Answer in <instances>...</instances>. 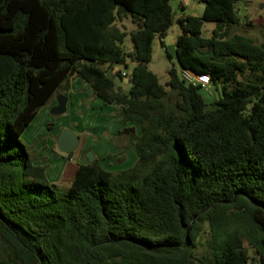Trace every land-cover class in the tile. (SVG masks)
Segmentation results:
<instances>
[{
    "label": "trees",
    "instance_id": "trees-1",
    "mask_svg": "<svg viewBox=\"0 0 264 264\" xmlns=\"http://www.w3.org/2000/svg\"><path fill=\"white\" fill-rule=\"evenodd\" d=\"M170 1L0 0V264H264V37L235 30L238 0ZM173 21L162 84L146 63L154 38L171 56ZM72 77L130 123L136 157L78 163L59 191L19 135Z\"/></svg>",
    "mask_w": 264,
    "mask_h": 264
},
{
    "label": "rangeland",
    "instance_id": "rangeland-1",
    "mask_svg": "<svg viewBox=\"0 0 264 264\" xmlns=\"http://www.w3.org/2000/svg\"><path fill=\"white\" fill-rule=\"evenodd\" d=\"M170 4L173 16L176 17L180 13L179 0H171ZM237 4L241 20L246 21L247 19L250 25H245L246 28L239 25L235 30L244 31L256 41L261 40L264 37V0H238ZM193 8L194 12H192ZM202 8L203 3L199 0H185L184 10L186 12L200 14ZM125 24L129 26L127 20ZM213 25L212 21H204L202 34L209 35ZM177 32V24L173 21L165 37V45L171 54L170 57L165 55L164 49L156 38L152 41L151 58L146 65L157 75L162 84L167 78L166 70L170 65H173L179 72V66L173 53V42ZM127 68L121 63H116L112 70H126ZM113 79L123 88L128 87V83L124 80L120 81L116 75H113ZM200 91L206 101H212L217 96V92L211 86H208V91L203 89ZM89 94L91 96V93ZM84 96L80 101H68L66 109L59 114L50 112L52 106L50 101H55V97L51 98L37 110L35 116L19 135V139L29 151L33 162L44 165L47 182L56 184L59 191L66 189L75 166L87 161L88 152H91L92 156L94 152L99 153L96 156L99 164L109 170L127 167L136 157L134 149L130 148V143H128L127 134L117 133V127L121 121L116 112V106L112 103H105L94 95L91 99ZM64 128L71 129L78 137L77 145L70 150V153L59 150L55 143V137ZM120 134L124 135L121 139L123 146L117 147L116 142ZM117 156L121 158L116 159Z\"/></svg>",
    "mask_w": 264,
    "mask_h": 264
},
{
    "label": "water",
    "instance_id": "water-1",
    "mask_svg": "<svg viewBox=\"0 0 264 264\" xmlns=\"http://www.w3.org/2000/svg\"><path fill=\"white\" fill-rule=\"evenodd\" d=\"M124 81L127 80L126 77L123 79ZM67 96L62 92H58L55 95V104L50 107V112L53 114H59L65 110ZM78 142V137L73 133V131L69 128L62 129L55 139L56 146L59 150L68 152L75 148ZM93 156L91 152L86 154V160L91 161Z\"/></svg>",
    "mask_w": 264,
    "mask_h": 264
},
{
    "label": "crops",
    "instance_id": "crops-1",
    "mask_svg": "<svg viewBox=\"0 0 264 264\" xmlns=\"http://www.w3.org/2000/svg\"><path fill=\"white\" fill-rule=\"evenodd\" d=\"M192 6L195 7V5H192ZM180 11H183L184 13H188V12H186L184 10V8L183 9L180 8ZM192 12H194V8L192 9ZM123 79H124V77H123ZM89 91H90V88H89V86L86 83L82 82V80L80 78H78V77H73V80L70 81V85H69L68 89L65 92H63L67 96V100H66V105L65 106H67V102L68 101L69 102H71V100L72 101H74V100L80 101V99L83 98L84 95H85L84 97H86V98H89V99L93 98V95L89 96L90 95L89 94L90 93ZM50 102H51V105H53V104H55L56 101L51 100ZM65 109H66V107H65ZM128 124H130V123L123 124L122 122H120V125H118L117 128L119 129L122 126L128 125ZM118 129H117V131H118ZM123 136L120 134V136H119L120 138L116 142L118 144L117 147H122L123 146V144L121 143V139H123ZM56 137H55V139H56ZM125 140H127V139H125ZM130 148H133L132 143H130ZM98 154L99 153L94 152L93 158L96 157V156H98ZM86 162H88V161H86ZM83 163H85V162H83ZM106 169H107V167H106Z\"/></svg>",
    "mask_w": 264,
    "mask_h": 264
},
{
    "label": "built area",
    "instance_id": "built-area-1",
    "mask_svg": "<svg viewBox=\"0 0 264 264\" xmlns=\"http://www.w3.org/2000/svg\"><path fill=\"white\" fill-rule=\"evenodd\" d=\"M182 4H185V0H179ZM122 74L125 73V70L121 71ZM181 75L183 78H185L187 81L199 83L200 86L208 91L209 86V78L208 75L205 73H193L189 70L183 69L181 71Z\"/></svg>",
    "mask_w": 264,
    "mask_h": 264
}]
</instances>
